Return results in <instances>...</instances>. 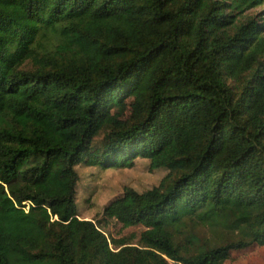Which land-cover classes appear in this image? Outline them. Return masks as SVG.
<instances>
[{
  "label": "trees",
  "instance_id": "obj_1",
  "mask_svg": "<svg viewBox=\"0 0 264 264\" xmlns=\"http://www.w3.org/2000/svg\"><path fill=\"white\" fill-rule=\"evenodd\" d=\"M140 159L166 176L103 212L145 228L135 244L79 218L76 168ZM255 246L264 0H0V264H225Z\"/></svg>",
  "mask_w": 264,
  "mask_h": 264
},
{
  "label": "rangeland",
  "instance_id": "obj_2",
  "mask_svg": "<svg viewBox=\"0 0 264 264\" xmlns=\"http://www.w3.org/2000/svg\"><path fill=\"white\" fill-rule=\"evenodd\" d=\"M128 110L124 118H128ZM149 162L140 159L133 168L102 169L97 166L79 165L76 170L79 174L77 185V205L80 219L94 220L102 224V229L109 238H128L135 235L132 243H138L140 234L145 228L123 229L115 220H104L103 212L106 206L122 196L125 188H133L138 192H145L160 184L166 176L167 170L151 171ZM200 238L210 237L204 227L196 229ZM225 264H264V247H252L243 251L233 252L231 259Z\"/></svg>",
  "mask_w": 264,
  "mask_h": 264
},
{
  "label": "built area",
  "instance_id": "obj_3",
  "mask_svg": "<svg viewBox=\"0 0 264 264\" xmlns=\"http://www.w3.org/2000/svg\"><path fill=\"white\" fill-rule=\"evenodd\" d=\"M170 264H182V263H179V262H175V261H169Z\"/></svg>",
  "mask_w": 264,
  "mask_h": 264
}]
</instances>
